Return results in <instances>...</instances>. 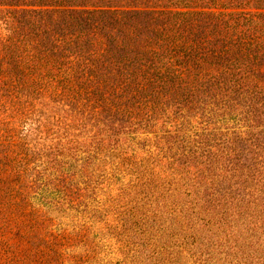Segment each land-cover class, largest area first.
<instances>
[{
    "label": "trees",
    "instance_id": "trees-1",
    "mask_svg": "<svg viewBox=\"0 0 264 264\" xmlns=\"http://www.w3.org/2000/svg\"><path fill=\"white\" fill-rule=\"evenodd\" d=\"M133 1L0 0V264H264V0Z\"/></svg>",
    "mask_w": 264,
    "mask_h": 264
},
{
    "label": "rangeland",
    "instance_id": "rangeland-1",
    "mask_svg": "<svg viewBox=\"0 0 264 264\" xmlns=\"http://www.w3.org/2000/svg\"><path fill=\"white\" fill-rule=\"evenodd\" d=\"M132 2H134V1L133 0H124V3H122V5L124 4V5H127V6H131ZM248 151L246 150V152H248Z\"/></svg>",
    "mask_w": 264,
    "mask_h": 264
}]
</instances>
